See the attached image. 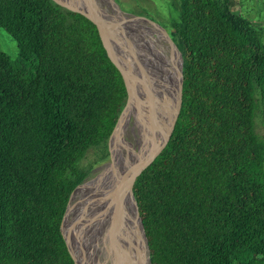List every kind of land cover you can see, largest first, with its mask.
Returning a JSON list of instances; mask_svg holds the SVG:
<instances>
[{
  "label": "trees",
  "instance_id": "16d2710c",
  "mask_svg": "<svg viewBox=\"0 0 264 264\" xmlns=\"http://www.w3.org/2000/svg\"><path fill=\"white\" fill-rule=\"evenodd\" d=\"M244 4L174 0L162 24L184 80L170 140L134 184L153 264H264V27ZM0 27L19 47L0 49V264H75L61 221L110 156L125 83L96 25L54 0H0Z\"/></svg>",
  "mask_w": 264,
  "mask_h": 264
},
{
  "label": "water",
  "instance_id": "95a60500",
  "mask_svg": "<svg viewBox=\"0 0 264 264\" xmlns=\"http://www.w3.org/2000/svg\"><path fill=\"white\" fill-rule=\"evenodd\" d=\"M54 1L68 10L85 15L96 25L127 91L125 105L109 138L112 161L100 173L85 177L73 189L60 225L62 235L75 264H153L149 239L134 195V184L138 176L162 153L175 128L182 105L184 80L181 51L163 25L126 11L119 0ZM143 22L154 27L147 35H140L139 32ZM153 34L156 35L155 41L150 39ZM157 39L166 41L169 50L175 49L179 55L177 79L173 87L175 104L168 118L165 116L166 110L159 103L149 71L151 57L166 53L161 49L164 43L157 44ZM117 129L120 143L119 150L115 152L112 136ZM118 152L124 167L117 181H105L82 196L74 197L79 188L96 180L114 163ZM119 189L125 193L124 209L133 227L131 234L122 239L109 236L107 245L101 239L96 243L94 236L100 228L97 221H92L98 217L97 213L107 196ZM115 249L118 255L114 254Z\"/></svg>",
  "mask_w": 264,
  "mask_h": 264
},
{
  "label": "bare ground",
  "instance_id": "6f19581e",
  "mask_svg": "<svg viewBox=\"0 0 264 264\" xmlns=\"http://www.w3.org/2000/svg\"><path fill=\"white\" fill-rule=\"evenodd\" d=\"M162 46L163 45H161V49H163L166 53L165 55H163V53L159 55L158 60L161 66L158 68L154 66L153 61L151 60L152 57L151 59L149 57L150 61L152 62V64L150 63L149 71L151 77L153 78L154 88L157 93L159 103L162 106V108L166 110L165 116L168 118L175 104V102L173 101V95H174L173 87L177 79L176 72L178 70L176 68V64L178 62L179 55L177 50L171 48H170L171 50H169V48L165 49ZM154 58L157 59V57ZM119 141H120V132L119 129H117L112 136V142L115 148V152L119 150V143H120ZM120 157L121 156L118 152L116 154L114 163L110 165L107 168V170L102 175H100L96 180L89 181L83 187L79 188L75 193L74 197L82 196L83 194L87 193L98 184L103 183L105 181L111 180L113 183L116 182L118 179V174H120V172L124 167L123 161L121 160ZM124 204H125V193L123 189H119V191L116 190L107 196L106 202L103 204L100 211L97 213L98 217H96L95 220L92 221V223L97 221L98 227L100 228L99 233L98 234L96 233L97 235L94 236V242L97 243L99 239H101V242L106 243V245L108 243L107 242L108 237L107 238L105 237V227L103 220L109 208H114V209L118 208L119 213L116 211L118 222L120 224L121 221V225L124 227L122 230H120L117 233L116 237L122 239L131 234L133 227L130 219L127 217V214L125 212ZM124 231L126 232V234L125 235L121 234ZM114 254L118 255V251L116 249Z\"/></svg>",
  "mask_w": 264,
  "mask_h": 264
},
{
  "label": "rangeland",
  "instance_id": "374dc122",
  "mask_svg": "<svg viewBox=\"0 0 264 264\" xmlns=\"http://www.w3.org/2000/svg\"><path fill=\"white\" fill-rule=\"evenodd\" d=\"M119 1L123 9H125L126 11L139 16L148 17L152 20L157 21L158 23L161 22L160 23L161 25L163 24L164 21H167L176 15V9L172 8V2L174 0H119ZM244 2H245L244 7L239 8V11H241V13H243L246 16L250 24L260 25L264 27V0H244ZM146 12H150V13H146ZM139 28H140L139 30L140 35H147L149 34L150 30H153L154 27H152L149 24L147 26L143 22L140 24ZM151 39L155 41L156 35L155 34L151 35ZM156 42H158L157 44L159 45L160 42L164 43L162 47L168 49V45L166 41L162 42L157 39ZM0 49L8 52L12 58L18 57L19 54L18 43L4 27H0ZM156 57L157 59L152 57L151 60L153 61L154 66L158 68L161 66L158 60L159 55ZM258 124H259V128H261L260 120L258 121ZM93 157H94L93 152H89L87 156L80 161V165L88 166L90 164V161L93 159ZM111 161L112 158L110 155L107 160L94 164L93 169L88 176L97 175ZM116 211L119 213L118 208L116 209L109 208L103 220L106 238L109 236L111 238L116 237L117 233L124 228L121 225V221L120 224L118 222ZM121 234L125 235L126 232L124 231Z\"/></svg>",
  "mask_w": 264,
  "mask_h": 264
}]
</instances>
